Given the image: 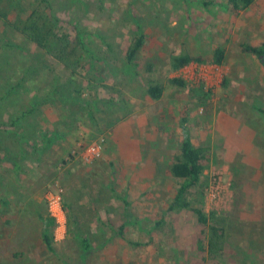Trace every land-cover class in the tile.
I'll list each match as a JSON object with an SVG mask.
<instances>
[{"label": "rangeland", "instance_id": "1", "mask_svg": "<svg viewBox=\"0 0 264 264\" xmlns=\"http://www.w3.org/2000/svg\"><path fill=\"white\" fill-rule=\"evenodd\" d=\"M48 1L70 40L79 34L88 49L76 69L88 104L78 122L65 108L42 107L39 124L54 141L40 161L26 146L22 172L0 152V198H14L9 207L0 204V264H264V67L242 49L264 44V0L240 13L228 0L209 8L201 0ZM139 27L146 44L134 68L126 52ZM0 46V122L6 127L50 80L38 71L28 93L2 102L34 57L62 80L70 73L20 37ZM217 48L226 52L222 66L211 63ZM182 52L206 62L170 72L172 54ZM173 77L187 87L170 83ZM149 81L164 86L161 99L148 95ZM198 86L211 94L206 105L192 92ZM183 118L194 145L206 149L200 184L189 196L194 203L204 192L214 225L224 228V250L215 256L199 250L202 227L194 213L169 210L182 184L170 168L180 153ZM125 207L141 226L128 225L125 239L113 237L109 227L126 221ZM47 210L58 222L55 253L41 238L39 214ZM71 228L103 231L85 261Z\"/></svg>", "mask_w": 264, "mask_h": 264}, {"label": "trees", "instance_id": "2", "mask_svg": "<svg viewBox=\"0 0 264 264\" xmlns=\"http://www.w3.org/2000/svg\"><path fill=\"white\" fill-rule=\"evenodd\" d=\"M201 2L206 8L214 4V0H201ZM254 2L255 0H228V4L235 13L248 9ZM43 3L46 5L42 9L40 7ZM49 3L48 0H0V27H2L0 35L4 36L0 39V42L7 40L12 43L17 37H20L26 43L35 45L44 54L54 57L70 73L66 80H62L58 74H55L54 70L49 69V66L46 65L47 63L45 64L41 58L34 57V59L37 58V62H34L30 69L25 70L22 77L15 80L14 84H11L10 90L2 97V102L4 100L7 101L8 98L13 100L14 97H17L19 99L20 93L29 92V84L37 85L34 76L36 72L45 71L50 75V80L44 79V82H41L37 93L29 102L28 110L18 115H11L8 118L9 122L6 127L0 122V152H5V161L11 164L13 171L16 173L23 171L22 161L27 157L26 146L31 148L30 158L32 157L31 159H33L38 154V160L40 161V158L48 153L54 141L53 138L49 137L48 131L39 124L38 117L43 113L42 107L44 105L65 108L67 117H70L73 122H78L81 117L78 116V119L75 117L84 114V106L88 104L84 98L82 83L79 82L76 76V69L79 66V61H81L80 54L88 51V49L79 34L75 42L70 40V35L65 32L62 20L56 15L49 13ZM137 34L126 52V62L134 68L138 67L137 56L146 44V36L140 27ZM17 47L21 48L20 45H17ZM242 49L245 53H250L260 58L264 67V44L261 46L245 44ZM225 60V50L217 48L213 53L211 63L216 66H222ZM205 62L201 57H194L188 53H174L171 56L169 71L178 72L192 63L201 64ZM146 69L148 72H152L153 65L149 63ZM46 77L48 78V75ZM149 83L147 88L148 95L154 100L161 99L164 94V86L153 81H149ZM170 83L181 88L188 85L186 80L181 77L171 78ZM203 87L198 86L192 90L199 105H206L211 97L210 92H206ZM259 111L263 112L262 110ZM32 116L35 118V122H38H28V118ZM67 125L71 126L74 124L67 123ZM181 126L180 153L174 159L175 162L172 164L170 172L175 178L182 180V184L169 210H189L194 213L199 226L202 227L201 238L198 243L199 250L203 253H209L211 256L219 255L223 252L225 245L224 228L214 225L212 220L216 217V214L215 212L209 213L206 210L204 192H201L194 203L191 200L192 196H189L192 189L200 184L201 176L205 170L203 160L206 157V149L194 145L187 128L186 118L181 120ZM38 139L41 140V145L38 144ZM89 174L90 172L86 174L88 178L91 177ZM102 189L106 188L102 187ZM92 198L91 200L93 201ZM12 200H14L13 196L5 199L3 197L0 198V204L9 207L10 203L13 202ZM125 203L128 204L126 201ZM123 213L126 221L118 228L109 227V229L113 237L125 239L124 231L126 227L133 223L141 226V221L133 222V216L129 213L127 207L124 208ZM39 218L42 221L41 238L43 243L50 253H55L57 219L52 216L49 210L46 213H40ZM156 225H160V222H157ZM71 229L73 235L80 240L83 246L82 258L85 261L92 251L95 250L94 237L103 233V231L99 229L100 232L98 234H91L90 232H85L82 228ZM130 244L134 246L146 245L133 241Z\"/></svg>", "mask_w": 264, "mask_h": 264}, {"label": "built area", "instance_id": "3", "mask_svg": "<svg viewBox=\"0 0 264 264\" xmlns=\"http://www.w3.org/2000/svg\"><path fill=\"white\" fill-rule=\"evenodd\" d=\"M185 68H186V67H185ZM185 68H184V69H185ZM182 70H183V69H182ZM180 71H181V70H180Z\"/></svg>", "mask_w": 264, "mask_h": 264}]
</instances>
